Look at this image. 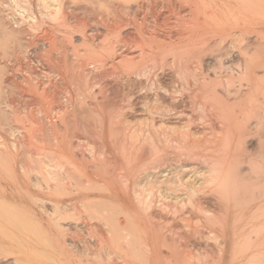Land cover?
Here are the masks:
<instances>
[{"label": "bare ground", "instance_id": "obj_1", "mask_svg": "<svg viewBox=\"0 0 264 264\" xmlns=\"http://www.w3.org/2000/svg\"><path fill=\"white\" fill-rule=\"evenodd\" d=\"M0 8V255L264 264V0Z\"/></svg>", "mask_w": 264, "mask_h": 264}, {"label": "rangeland", "instance_id": "obj_2", "mask_svg": "<svg viewBox=\"0 0 264 264\" xmlns=\"http://www.w3.org/2000/svg\"><path fill=\"white\" fill-rule=\"evenodd\" d=\"M9 14V12L7 13V11H5L4 9H2V8H0V28H2L1 30H0V47H2V48H0V55H2V52L4 51V53H3V55L6 53L7 55H10V53L9 52H11L12 51V46H11V44H8V43H10L9 41H5V40H7L6 38H7V36H6V33H5V27H10V28H12V27H15V26H17V23H14L15 22V20H16V18H14L13 16H10V14ZM10 18H9V17ZM4 17V18H3ZM8 17V18H7ZM12 19V20H11ZM6 22H7V24H6ZM6 24V25H5ZM2 25V26H1ZM5 26V27H4ZM4 27V28H3ZM4 30V31H3ZM4 41V42H3ZM7 42V43H6ZM10 47H9V46ZM3 50V51H2ZM5 50H7V51H5ZM1 65V64H0ZM3 64L1 65V69H0V77L1 76H3V75H5V67H4V70H3ZM3 71H4V73H3ZM2 72V73H1ZM1 80V79H0ZM3 85H5V84H3ZM5 87V86H4ZM10 87V86H9ZM4 90V91H3ZM10 90V89H9ZM8 89H6V88H2L1 89V81H0V100H2V98H3V96H5V95H7L8 94ZM2 93V94H1ZM4 94V95H3ZM3 106V105H2ZM3 109H5L4 108V106H3ZM186 110H187V112H189V113H191V112H193V110L189 107V108H185ZM190 110V111H189ZM252 141H254V142H252ZM252 141H249V147H255L256 146V142H255V140H252ZM252 145V146H251ZM2 213V212H1ZM0 213V214H1ZM1 224H2V222H1ZM3 225V224H2ZM5 238H6V240H5ZM9 240V241H8ZM2 241H7L6 243L4 242V244L6 245V246H12V245H15L14 244V242H13V240L12 239H9L8 237H4V239L2 240ZM10 242H12V243H10ZM15 243H17V247L19 248V246L20 245H18L20 242H15ZM31 244L29 245L28 243V246L26 247L24 244L25 243H22L23 245H21L20 246V250L19 251H21L20 253H19V251L17 250L18 248H16V247H14V246H12L15 250H16V253H12V252H10V253H3V251H1V255H0V264H64L62 261H60V259H59V256L58 257H55L56 255L54 254L53 255V253H52V256L51 255H49L50 256V258H49V256H48V254H47V252H45L46 250H47V244L46 243H36V244H34V245H32V242H30ZM33 243H35V242H33ZM40 244V245H39ZM45 244H46V246H45ZM38 245V246H37ZM45 247H44V246ZM22 246H24V248H26V251H24L23 250V248H22ZM27 248L30 250H27ZM31 248V249H30ZM36 248V249H35ZM36 251H35V250ZM166 249V248H165ZM13 250V249H12ZM23 250V251H22ZM33 250V251H32ZM42 250H43V252H44V256H42L43 255V253H42ZM8 251V250H7ZM11 251V250H10ZM32 251V252H31ZM80 251H81V249H80ZM74 252V255H75V258H74V264H89V263H91L90 262V260H92L91 258V256H84V255H81V254H79V253H81V252ZM6 252V251H5ZM24 252V253H23ZM26 252H28V255H30L29 257H27L26 256V258L27 259H30V260H27L26 258H25V256L23 255V254H25ZM33 252L35 253V254H33ZM39 252H40V254H39ZM2 253H3V255H2ZM22 253V254H21ZM38 253V255H36ZM42 253V254H41ZM73 253V252H72ZM27 254V253H26ZM25 254V255H26ZM78 254V255H77ZM40 255V256H39ZM77 255V256H76ZM19 256H23V257H19ZM32 256V257H31ZM72 256H73V254H72ZM20 259H19V258ZM37 257V258H36ZM44 257H46V259L44 258ZM83 257V258H82ZM88 257V258H87ZM23 258V259H22ZM47 258H49V260L47 259ZM53 258V259H52ZM19 259V260H18ZM25 259V260H24ZM38 261H36V260ZM42 259H43V261H45L44 263H43V261H42ZM53 261H52V260ZM88 259H90V260H88ZM32 260V261H31ZM35 260V261H34ZM34 261V262H33ZM26 262V263H25ZM31 262V263H30ZM87 262V263H86ZM89 262V263H88ZM91 264H94V263H91ZM96 264V263H95ZM98 264H99V262H98ZM100 264H102V263H100ZM142 264V263H141Z\"/></svg>", "mask_w": 264, "mask_h": 264}]
</instances>
